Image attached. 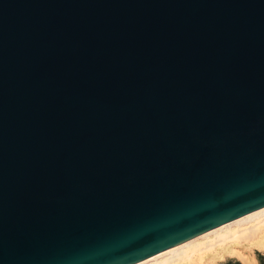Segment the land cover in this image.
<instances>
[{"label": "water", "instance_id": "obj_1", "mask_svg": "<svg viewBox=\"0 0 264 264\" xmlns=\"http://www.w3.org/2000/svg\"><path fill=\"white\" fill-rule=\"evenodd\" d=\"M264 208V0H0V264H136Z\"/></svg>", "mask_w": 264, "mask_h": 264}, {"label": "rangeland", "instance_id": "obj_2", "mask_svg": "<svg viewBox=\"0 0 264 264\" xmlns=\"http://www.w3.org/2000/svg\"><path fill=\"white\" fill-rule=\"evenodd\" d=\"M233 238L224 243L213 244L196 253L190 260L176 264H223L229 260L242 264H259L258 256L264 255V221L251 230H244L241 236ZM190 243H183L174 250H182L183 248L178 247H188Z\"/></svg>", "mask_w": 264, "mask_h": 264}, {"label": "bare ground", "instance_id": "obj_3", "mask_svg": "<svg viewBox=\"0 0 264 264\" xmlns=\"http://www.w3.org/2000/svg\"><path fill=\"white\" fill-rule=\"evenodd\" d=\"M263 221L264 208L187 241L191 242L188 247H178L183 248L182 250H174L175 247H173L136 264H176L179 262L190 260V258H192L201 250H205V248H209L211 245L216 243H224L233 237H239L241 236V234H243L244 230H251Z\"/></svg>", "mask_w": 264, "mask_h": 264}, {"label": "trees", "instance_id": "obj_4", "mask_svg": "<svg viewBox=\"0 0 264 264\" xmlns=\"http://www.w3.org/2000/svg\"><path fill=\"white\" fill-rule=\"evenodd\" d=\"M258 262H259V264H264V255L258 256ZM223 264H242V263L239 261H235V260H229Z\"/></svg>", "mask_w": 264, "mask_h": 264}]
</instances>
